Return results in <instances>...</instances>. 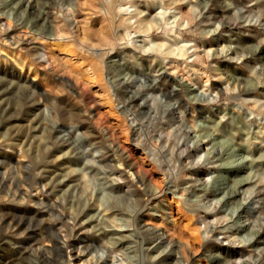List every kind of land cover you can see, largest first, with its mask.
I'll return each instance as SVG.
<instances>
[{
    "label": "rangeland",
    "instance_id": "374dc122",
    "mask_svg": "<svg viewBox=\"0 0 264 264\" xmlns=\"http://www.w3.org/2000/svg\"><path fill=\"white\" fill-rule=\"evenodd\" d=\"M121 258L264 264V0H0V264Z\"/></svg>",
    "mask_w": 264,
    "mask_h": 264
},
{
    "label": "bare ground",
    "instance_id": "6f19581e",
    "mask_svg": "<svg viewBox=\"0 0 264 264\" xmlns=\"http://www.w3.org/2000/svg\"><path fill=\"white\" fill-rule=\"evenodd\" d=\"M112 5V4H111ZM46 18H48V15H46L45 16ZM132 21V20H131ZM44 36H47V35H44ZM44 57H46V54L44 53ZM222 90V89H221ZM247 90V89H246ZM175 92H173V90H171L170 91V95H173ZM214 97H212V99H213ZM111 149V148H110ZM104 157H106L107 159H109V161H112L113 160V157H110L109 156V154H107L106 156H104ZM70 219H72L73 221H74V217L73 216H70ZM158 238L160 239V241H166L167 242V237H166V235H165V232L164 231H162V230H159L158 231ZM54 242H55V244L56 243H59V241H57V239L56 240H54ZM169 243H171L172 245H175V242H169ZM112 246V245H111ZM114 250V249H113ZM70 256H72L73 254L72 253H70L69 254ZM122 257V256H121ZM121 260L122 261H125V264H130L128 261H127V259H125V258H121ZM123 262H121V264H122ZM247 264H252V262H247Z\"/></svg>",
    "mask_w": 264,
    "mask_h": 264
}]
</instances>
